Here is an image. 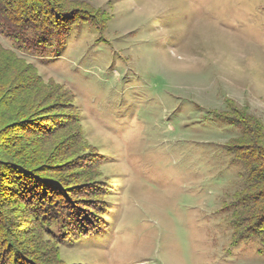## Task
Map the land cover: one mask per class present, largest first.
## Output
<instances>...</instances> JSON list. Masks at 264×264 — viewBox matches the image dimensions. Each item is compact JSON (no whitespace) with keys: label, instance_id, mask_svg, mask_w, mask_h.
I'll return each instance as SVG.
<instances>
[{"label":"rangeland","instance_id":"rangeland-1","mask_svg":"<svg viewBox=\"0 0 264 264\" xmlns=\"http://www.w3.org/2000/svg\"><path fill=\"white\" fill-rule=\"evenodd\" d=\"M74 2L85 24L26 63L67 94L108 192L101 235L62 244L57 262L264 264L262 245L231 240L223 208L242 169L227 149L240 130L213 117L231 100L264 124V0Z\"/></svg>","mask_w":264,"mask_h":264},{"label":"trees","instance_id":"trees-1","mask_svg":"<svg viewBox=\"0 0 264 264\" xmlns=\"http://www.w3.org/2000/svg\"><path fill=\"white\" fill-rule=\"evenodd\" d=\"M75 2L0 0V37L12 42L10 48L0 43V263L59 264L62 244L98 237L103 230L100 205L108 190L94 178L93 155L82 144L78 116L61 86L44 89L26 63L28 56L65 46L85 24L87 10L76 11ZM52 90L63 104L50 102ZM228 103L227 114L213 117L240 130L227 150L242 170L241 188L223 209L233 243L264 247V124ZM64 128H72V136L62 135ZM65 166L70 182L57 175ZM12 217H24L22 229H11Z\"/></svg>","mask_w":264,"mask_h":264}]
</instances>
